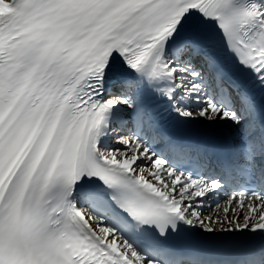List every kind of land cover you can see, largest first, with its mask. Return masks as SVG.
<instances>
[{"label":"snow or ice","instance_id":"1","mask_svg":"<svg viewBox=\"0 0 264 264\" xmlns=\"http://www.w3.org/2000/svg\"><path fill=\"white\" fill-rule=\"evenodd\" d=\"M0 264H264V0H0Z\"/></svg>","mask_w":264,"mask_h":264},{"label":"bare ground","instance_id":"2","mask_svg":"<svg viewBox=\"0 0 264 264\" xmlns=\"http://www.w3.org/2000/svg\"><path fill=\"white\" fill-rule=\"evenodd\" d=\"M215 208H212L210 210L207 211V214H212V210H214Z\"/></svg>","mask_w":264,"mask_h":264},{"label":"rangeland","instance_id":"3","mask_svg":"<svg viewBox=\"0 0 264 264\" xmlns=\"http://www.w3.org/2000/svg\"><path fill=\"white\" fill-rule=\"evenodd\" d=\"M208 211V210H207ZM207 211H205L207 213Z\"/></svg>","mask_w":264,"mask_h":264}]
</instances>
